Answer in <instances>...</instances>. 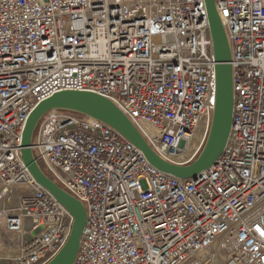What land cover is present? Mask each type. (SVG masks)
<instances>
[{"label":"built area","instance_id":"built-area-1","mask_svg":"<svg viewBox=\"0 0 264 264\" xmlns=\"http://www.w3.org/2000/svg\"><path fill=\"white\" fill-rule=\"evenodd\" d=\"M215 8L233 111L208 170L162 173L76 114L51 111L36 126V162L85 209L73 264H264V0ZM215 66L204 0H0V264H47L73 223L21 160L39 103L62 91L99 95L157 156L187 166L210 130Z\"/></svg>","mask_w":264,"mask_h":264},{"label":"water","instance_id":"water-1","mask_svg":"<svg viewBox=\"0 0 264 264\" xmlns=\"http://www.w3.org/2000/svg\"><path fill=\"white\" fill-rule=\"evenodd\" d=\"M213 41L216 98L210 130L197 158L187 166H177L157 156L128 119L107 99L90 92L62 91L39 103L29 114L21 138V160L33 180L46 190L73 218L70 234L61 250L47 264H73L86 221L83 205L62 190L40 168L32 152V139L41 118L51 111H62L99 121L119 133L139 150L158 171L178 179L195 178L215 164L227 143L233 111L230 50L215 0H204Z\"/></svg>","mask_w":264,"mask_h":264},{"label":"rangeland","instance_id":"rangeland-1","mask_svg":"<svg viewBox=\"0 0 264 264\" xmlns=\"http://www.w3.org/2000/svg\"><path fill=\"white\" fill-rule=\"evenodd\" d=\"M154 42H155V43H158V40H157V39H155V40H154Z\"/></svg>","mask_w":264,"mask_h":264},{"label":"trees","instance_id":"trees-1","mask_svg":"<svg viewBox=\"0 0 264 264\" xmlns=\"http://www.w3.org/2000/svg\"><path fill=\"white\" fill-rule=\"evenodd\" d=\"M78 116H80V115H78Z\"/></svg>","mask_w":264,"mask_h":264}]
</instances>
